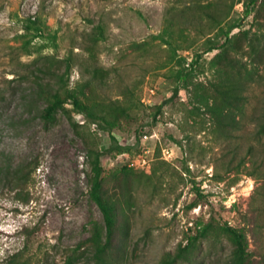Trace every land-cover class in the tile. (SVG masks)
Segmentation results:
<instances>
[{"label": "rangeland", "instance_id": "374dc122", "mask_svg": "<svg viewBox=\"0 0 264 264\" xmlns=\"http://www.w3.org/2000/svg\"><path fill=\"white\" fill-rule=\"evenodd\" d=\"M206 2L0 0V264L14 254L27 264H65L71 256L74 264H100L85 244L93 224L105 234L90 199V149L103 154L102 186L116 194L125 222L120 264H160L208 224L194 261L184 264H228L224 223L246 235L250 252H264V166L254 170L247 161L250 149L255 159L264 156V140L255 138L264 106V0L235 1L225 24L238 27L225 55L246 84L238 128L228 134L193 98L217 80L219 51L203 53L201 34L180 31ZM27 18L45 23L43 37L26 33ZM96 25L105 37L97 43ZM202 31L211 27L204 23ZM67 56L76 64L69 88L96 70L94 99L124 112L111 134L129 150L108 152V133L81 115L70 113L76 127L64 111L43 120L39 86L56 89ZM254 210L260 230L252 227Z\"/></svg>", "mask_w": 264, "mask_h": 264}, {"label": "trees", "instance_id": "16d2710c", "mask_svg": "<svg viewBox=\"0 0 264 264\" xmlns=\"http://www.w3.org/2000/svg\"><path fill=\"white\" fill-rule=\"evenodd\" d=\"M227 1L207 0L204 6H201L192 15L191 20L184 22L183 27L180 29L181 33L183 31L196 30V32L205 38L203 53L219 51L220 58L216 63L219 70L217 80L210 84L208 89L195 90L193 98L195 99V103L204 109L205 114L213 124L224 134H228L232 129L238 128V117L242 116L243 104L246 102L243 94L246 88L244 79L240 76V71L236 70L234 64L225 55L226 43L230 40L229 35L234 29L238 28L235 25H228L225 28L229 12L237 0H230L232 1L230 4ZM256 1L252 0L251 5H255ZM188 7L191 9V6ZM204 23L211 27V33L206 34L202 31ZM44 27L45 23L38 18L23 20V29L29 35H32V39L43 37ZM91 37L95 43L103 41L105 37L102 26H93ZM219 38H222L224 42L218 43L217 39ZM47 40L55 43L56 34L49 33ZM30 43L31 40L27 42L28 45ZM43 48H46V46L40 47V49ZM184 50L187 49L184 48ZM195 62L192 61L189 66H192ZM64 64L65 70L63 74L54 76V83L57 85L56 89L52 90L47 85L39 86L38 93L46 102L42 115L43 120L51 122L59 111H64L68 114L72 126L76 127L77 124L73 122L70 113L81 115L87 122L98 123L99 127L108 133L110 144H114L107 149L108 152L113 148L118 151L129 150L128 147L118 146L114 136L111 134V130L116 126L117 121L123 117L124 112L113 103L107 105L94 99L91 85H93V79L97 75L96 70L90 74L91 79L86 80L83 84L77 83L75 87L69 88L71 72L76 64L72 56H67L64 59ZM187 76L186 72H180L178 79L185 82ZM176 95L177 88L174 89L172 97L169 100ZM262 103L264 104V101ZM66 105H70L71 109H65ZM255 135L257 140H264V106L258 119ZM102 155V152L96 150L90 149L87 151L91 172L90 199L97 205L102 214L105 234L102 236L99 228L96 224H93L92 235L85 244L87 247L93 249L95 259L100 264H120L124 258L127 230L124 225L125 222L121 220L120 208L115 199L116 194H114V191L104 189L102 186L103 169L100 160ZM247 157H249L248 163L254 167V170L258 169L259 166H264L263 154L255 159V153L253 149H250ZM256 215V210L252 211V227L253 229L260 230L263 226ZM210 228L211 225L208 224L197 230L194 234L188 235L185 239V244H179L174 253L166 252L163 254L160 264L192 263L199 249L198 241H203L207 238V231ZM220 231L232 247L228 264H264V252L260 250L250 252L248 250V240L242 231L229 226L227 223L222 225ZM19 260V255L14 254L4 264H27L26 260ZM76 260V256H71L65 264H74Z\"/></svg>", "mask_w": 264, "mask_h": 264}, {"label": "built area", "instance_id": "2783aa9c", "mask_svg": "<svg viewBox=\"0 0 264 264\" xmlns=\"http://www.w3.org/2000/svg\"><path fill=\"white\" fill-rule=\"evenodd\" d=\"M163 155L165 157H167V156L170 157L171 156L169 150H163Z\"/></svg>", "mask_w": 264, "mask_h": 264}]
</instances>
